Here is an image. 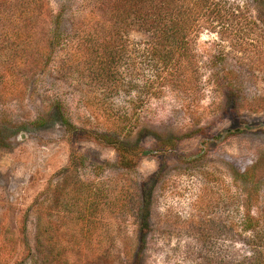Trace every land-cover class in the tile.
<instances>
[{
	"label": "rangeland",
	"instance_id": "1",
	"mask_svg": "<svg viewBox=\"0 0 264 264\" xmlns=\"http://www.w3.org/2000/svg\"><path fill=\"white\" fill-rule=\"evenodd\" d=\"M45 1L54 11L63 2ZM227 2L232 29L196 38V84L137 105L106 99L132 115L120 148L101 139L113 119L92 52L77 47L65 65L57 51L42 64L45 21L0 23V264H125L142 192L151 206L139 264L253 258L251 233L215 229L248 217L264 228V0ZM64 3L66 28L91 24L80 0ZM125 36L131 46L148 38Z\"/></svg>",
	"mask_w": 264,
	"mask_h": 264
},
{
	"label": "trees",
	"instance_id": "2",
	"mask_svg": "<svg viewBox=\"0 0 264 264\" xmlns=\"http://www.w3.org/2000/svg\"><path fill=\"white\" fill-rule=\"evenodd\" d=\"M227 4V0H80L78 16L85 12L91 26L82 28L81 21L66 28L65 17L70 8L64 0L57 3L56 11L45 0H0V23L23 16L32 18L34 23L45 21L40 30L46 38L42 64L51 61L57 51L64 53L65 65L72 60L77 47L84 46L92 52L89 63L95 64L97 76L105 81V116L107 120L113 119L112 128L106 129L101 139L120 148L133 133L134 122L132 115L115 114L106 99L121 93L133 95L137 105L145 99L159 98L165 86L185 91L189 84H196L200 80L194 49L196 38L204 31L222 35L232 29L226 25L233 17ZM34 23L31 32L36 29ZM131 29L146 34L147 40L131 46L125 36ZM23 43L21 36L11 41L16 47ZM174 143L171 139L166 141L169 145ZM150 206L151 195L142 192L135 211H129L135 243L123 252L125 264H139L142 259L150 230ZM215 230L220 235L227 234L225 230L238 236L239 232L251 233L255 238L250 244L253 258L237 264H264V228L258 223L253 225L248 217L237 226H220ZM215 264L226 263L220 260Z\"/></svg>",
	"mask_w": 264,
	"mask_h": 264
}]
</instances>
